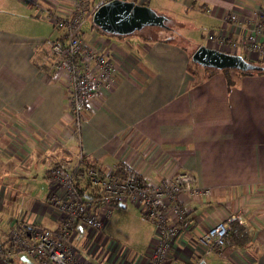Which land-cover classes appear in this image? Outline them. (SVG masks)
Segmentation results:
<instances>
[{"label": "crops", "instance_id": "1", "mask_svg": "<svg viewBox=\"0 0 264 264\" xmlns=\"http://www.w3.org/2000/svg\"><path fill=\"white\" fill-rule=\"evenodd\" d=\"M127 1L153 5L166 15H196L209 33L197 48L204 45L264 65V36L259 50L233 49L218 40L240 41L251 23L264 19V0ZM102 2L89 0L87 18ZM39 7L56 18L73 13L72 0H0V242L12 246L9 234L15 225L58 230L59 211L48 206L55 186L47 163L74 168L82 154L76 180L86 194L94 192L85 178L88 167L121 177L129 166L152 181L191 171L211 189L188 202L169 264H199L200 236L236 214L248 241L239 246L228 239L223 257L210 255L214 264H264V74L200 66L192 61L197 48L189 52L166 37L146 36L148 41L137 44L109 40L92 22L89 35L82 31L83 39L86 35L85 42L108 50L118 65V83L93 101L77 139L70 135L66 88L50 57L64 31ZM152 30L176 33L169 25ZM211 34L214 39L208 38ZM111 226H124L144 242V254L131 264H148L144 255L156 235L155 224L127 202L114 208L101 238ZM82 229H88V238L94 236L80 222L74 241Z\"/></svg>", "mask_w": 264, "mask_h": 264}, {"label": "built area", "instance_id": "2", "mask_svg": "<svg viewBox=\"0 0 264 264\" xmlns=\"http://www.w3.org/2000/svg\"><path fill=\"white\" fill-rule=\"evenodd\" d=\"M109 1L112 0L102 3ZM72 5L73 13L67 18L49 15L43 7L39 10L45 11L54 26L64 31L61 39L52 44L50 57L54 58L56 78L66 88L68 114L72 119L70 135L78 139L82 121L93 111V101L117 86L119 71L106 48L97 49L83 39L81 28L89 16V0H72ZM263 36L264 19L251 23L240 41L228 43L221 37L218 40L221 45L230 44L233 49L243 46L248 50H259ZM208 38L214 39L215 35ZM83 161V155L79 154L74 168L54 164L48 171L55 186L48 197V206L59 211L58 230L34 224L22 228L15 225L9 234L12 246L5 247L0 242V264H12L14 256L21 251L39 259L42 264H86L72 246L79 223L86 224L94 234L102 232L114 208L127 202H132L155 224L156 235L144 255L148 264H169V254L189 212L188 202L210 194L211 189L202 187L191 171H177L152 181L129 166L125 167L121 177L113 171L103 173L88 167L85 178L94 192L86 194L76 180ZM238 219L241 217L236 214L230 222ZM230 222L218 221L200 236L201 261L205 262L204 258L212 254L224 256L225 244L232 231Z\"/></svg>", "mask_w": 264, "mask_h": 264}, {"label": "rangeland", "instance_id": "3", "mask_svg": "<svg viewBox=\"0 0 264 264\" xmlns=\"http://www.w3.org/2000/svg\"><path fill=\"white\" fill-rule=\"evenodd\" d=\"M135 1L140 3V0ZM152 6L153 5L150 7L159 14H165L164 12L158 11ZM165 16L169 18L167 24L175 29V34L171 35V32H164L162 30L154 31L152 30L154 27H146L138 33H133L124 37L106 34L101 35L109 40L114 41L127 39L135 44L148 41L146 36H151L152 38L166 37L180 44L189 52L195 50L197 46L203 42L204 34L206 33L204 32L205 24L201 23L200 20L196 18V15L165 14ZM91 28H93L92 17L86 18L82 27V31L88 33V31H91ZM208 34L209 33L207 32L205 36ZM87 38L88 37L85 35L84 39L87 40ZM230 71L235 70L232 69ZM54 164V161L49 160L47 166L51 167ZM88 233V229H82L80 237L72 243L75 252L86 262V264H131V262H133L132 259L134 256L141 257L144 254V242L138 236H136V234H131L128 232V229H126L124 226L109 227L104 232V238H101L103 232H96L92 238H88ZM87 243H89L88 248L91 247L90 251L88 248H86ZM212 259V256H208L204 258V261L206 264H214ZM15 264L42 263L39 259L29 255L27 252L21 251L19 260H16Z\"/></svg>", "mask_w": 264, "mask_h": 264}, {"label": "water", "instance_id": "4", "mask_svg": "<svg viewBox=\"0 0 264 264\" xmlns=\"http://www.w3.org/2000/svg\"><path fill=\"white\" fill-rule=\"evenodd\" d=\"M96 28L106 35L127 36L146 27L167 28L168 18L147 5L134 1L112 0L101 4L92 16ZM200 66L241 72H263L264 66L249 62L241 55L200 46L192 55ZM199 264H205L201 261Z\"/></svg>", "mask_w": 264, "mask_h": 264}, {"label": "trees", "instance_id": "5", "mask_svg": "<svg viewBox=\"0 0 264 264\" xmlns=\"http://www.w3.org/2000/svg\"><path fill=\"white\" fill-rule=\"evenodd\" d=\"M209 69H212V68H209ZM229 70L230 69H227L225 71L228 72ZM240 73H242L244 75H253V74L263 75L264 74V71L263 72H241L240 71ZM81 191L84 193V190H81ZM17 226H19L20 228L23 227V225H17ZM230 226L232 228V231H231L229 237L227 238V241L226 242H228V239H230V241L233 244H235V245H239L240 246L241 245L240 242H241V243H243L242 246H245L246 245L245 242L248 241V238H247V233L244 231V228L238 222H236V220L230 222ZM248 246H249V244L245 248H247Z\"/></svg>", "mask_w": 264, "mask_h": 264}]
</instances>
